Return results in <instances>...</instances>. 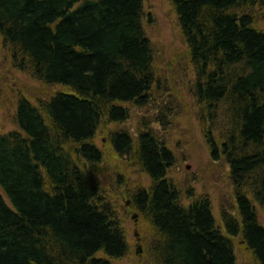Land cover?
Masks as SVG:
<instances>
[{"label": "trees", "instance_id": "obj_1", "mask_svg": "<svg viewBox=\"0 0 264 264\" xmlns=\"http://www.w3.org/2000/svg\"><path fill=\"white\" fill-rule=\"evenodd\" d=\"M171 2L196 67L195 97L211 111L224 105L232 119L233 135L224 133L223 144L210 135L213 157L224 155L233 183L252 188L264 207V39L255 17L236 11L246 0ZM143 4L0 0L3 40L38 80L67 89L39 106L21 96L18 129L0 132V264H111L128 254L93 174L104 161L93 139L103 120L123 123L127 105L153 101L155 55ZM110 141L153 181L132 201L163 236L162 264H238V238L264 264V227L249 196L237 195L240 221L224 215L220 230L208 199L182 204L167 177L175 155L149 123L136 137L117 131Z\"/></svg>", "mask_w": 264, "mask_h": 264}, {"label": "rangeland", "instance_id": "obj_2", "mask_svg": "<svg viewBox=\"0 0 264 264\" xmlns=\"http://www.w3.org/2000/svg\"><path fill=\"white\" fill-rule=\"evenodd\" d=\"M236 11L255 17L257 28L264 30V6L247 1ZM145 31L153 44L157 84L152 103L145 108L127 105L131 118L125 123L103 121L93 142L102 151L104 161L94 167V177L100 186L102 202L113 213L129 246L124 258L111 260V264H162L160 251L163 236L157 232L148 214L141 212L133 198L142 189L150 190L151 178L137 163L136 157H118L111 145L117 131L136 137L149 123L159 138L175 155V164L167 177L179 190L182 204L188 207L199 200H209L218 229L223 230L224 215L237 221L235 186L225 160L213 162L206 139L213 132L219 142L233 135L232 119L224 105L211 110L194 95L197 82L196 67L188 52L178 15L171 0H144ZM26 61V63H24ZM30 62L13 45L0 36V131L9 132L16 127V109L21 96L34 105L51 99L67 89L62 85L43 83L34 76ZM224 137V139L226 138ZM237 136V135H236ZM243 189V188H241ZM258 218L264 227V214ZM238 264H256L243 239H235ZM162 252V251H161ZM98 257L105 258L103 253Z\"/></svg>", "mask_w": 264, "mask_h": 264}, {"label": "bare ground", "instance_id": "obj_3", "mask_svg": "<svg viewBox=\"0 0 264 264\" xmlns=\"http://www.w3.org/2000/svg\"><path fill=\"white\" fill-rule=\"evenodd\" d=\"M254 26L257 28V26H256V21H255V23H254ZM259 29V28H258ZM260 30V32H261V35H262V37H263V33H264V30L262 31L261 29H259ZM264 39V38H263ZM130 112V111H129ZM130 114H131V112H130ZM131 116V115H130ZM131 118V117H130ZM129 118V119H130ZM128 119V120H129ZM128 120H126V121H128ZM104 121V120H103ZM125 121V122H126ZM125 122H123V123H125ZM117 123V122H116ZM210 135L212 136V139L214 140V142H217L218 144H223V142H219L217 139H216V137H214V135H213V132H208L207 133V135H206V139H207V142H208V145H209V149H210V153H211V159H212V161L213 162H220V161H222V160H225V162H226V164H228L229 165V175H230V179H231V182H232V184L235 186V197H236V208L238 209V214H237V216L239 215V208H238V203H237V201H238V194L239 193H244V194H246L247 196H249V198H248V200H249V202H250V204H251V207H253L256 211H257V218H258V214H259V211L261 210L262 211V213L264 214V207H261L260 206V203L258 202V200H257V198H255V196L253 195V191L251 190L252 188H250L249 186H247V185H245L244 187H243V189H241V187H238L237 185H235L234 183H233V181H232V174H231V164L230 163H228V161L226 160V157L224 156V155H222L221 157H220V159L218 160V159H215L214 157H213V153H212V145H211V142H210V140L209 139H211L210 138ZM168 146V145H167ZM169 147V146H168ZM170 149V148H169ZM171 150V149H170ZM250 185V184H249ZM250 186H252V185H250ZM229 215V214H228ZM234 217V216H233ZM258 221H259V223L261 224V222H260V219L258 218ZM262 225V224H261Z\"/></svg>", "mask_w": 264, "mask_h": 264}, {"label": "water", "instance_id": "obj_4", "mask_svg": "<svg viewBox=\"0 0 264 264\" xmlns=\"http://www.w3.org/2000/svg\"><path fill=\"white\" fill-rule=\"evenodd\" d=\"M263 38H264V33H263Z\"/></svg>", "mask_w": 264, "mask_h": 264}]
</instances>
